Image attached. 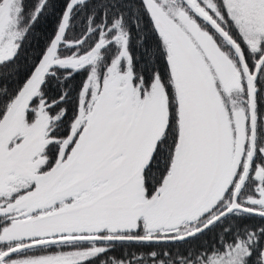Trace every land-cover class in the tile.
Segmentation results:
<instances>
[{
  "label": "snow or ice",
  "instance_id": "obj_1",
  "mask_svg": "<svg viewBox=\"0 0 264 264\" xmlns=\"http://www.w3.org/2000/svg\"><path fill=\"white\" fill-rule=\"evenodd\" d=\"M0 264H264V0H0Z\"/></svg>",
  "mask_w": 264,
  "mask_h": 264
},
{
  "label": "trees",
  "instance_id": "obj_2",
  "mask_svg": "<svg viewBox=\"0 0 264 264\" xmlns=\"http://www.w3.org/2000/svg\"><path fill=\"white\" fill-rule=\"evenodd\" d=\"M53 29V21L51 19H46L41 21L35 30L33 36L30 38L29 46L26 48L28 53L33 51H38L43 48L46 40L50 36ZM23 70V62L21 64Z\"/></svg>",
  "mask_w": 264,
  "mask_h": 264
}]
</instances>
